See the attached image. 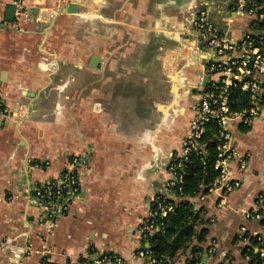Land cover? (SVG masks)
Returning <instances> with one entry per match:
<instances>
[{
	"label": "crops",
	"instance_id": "obj_1",
	"mask_svg": "<svg viewBox=\"0 0 264 264\" xmlns=\"http://www.w3.org/2000/svg\"><path fill=\"white\" fill-rule=\"evenodd\" d=\"M21 4L8 22L12 0H0V106L11 111L0 117V264L93 262L104 253L143 264L138 231L166 190L168 164L188 135L201 75L214 60L211 51L188 58L195 13L204 8L234 40L252 25L234 13L233 0ZM231 135L247 159L244 171L237 161L228 167L239 187L189 199L202 210L207 235L171 264L190 262L195 247L198 264H250L240 228L264 236V225L245 217L264 197V102L258 118L233 126ZM73 159L75 194L63 183ZM46 183L62 195L36 198Z\"/></svg>",
	"mask_w": 264,
	"mask_h": 264
},
{
	"label": "built area",
	"instance_id": "obj_2",
	"mask_svg": "<svg viewBox=\"0 0 264 264\" xmlns=\"http://www.w3.org/2000/svg\"><path fill=\"white\" fill-rule=\"evenodd\" d=\"M12 6L16 13L22 9L21 0H12ZM234 13L240 17L249 19L251 25L264 24V4L260 0H233ZM193 30L195 32V43L187 48L188 58L194 54H202L204 51H211L214 60L210 61L203 70L201 80L207 79L206 85L202 86L197 104L194 106V114L189 123L188 135L182 142V147L178 154L168 164V180L166 190L162 197H157L154 201L156 211H152L150 218L139 229L142 242L147 243V235L155 233L158 229L157 222L166 216L172 207L168 200H177V196L169 193V189L177 188L181 192L182 175L178 172L187 154L192 150L202 149L198 147L197 141L205 132L206 124L213 122L218 128V138L220 141L217 147V158L214 169L219 172L218 177L208 188V192L220 191L221 195H226L239 187V183L230 178L228 171L229 164L237 161L239 169L244 171L247 167V159L239 156L233 146L231 128L233 126L247 127L258 118L261 111V104L264 102V56L260 48L256 45L263 38L252 31H245L239 40H234L226 35H222L218 28L208 19L204 8H199L193 18ZM239 88L247 94L249 106L240 111L231 109L229 98L230 91ZM11 115V111L6 107L0 106V117L6 118ZM79 165L78 159L71 161V166L63 175L65 187L73 194L77 192L76 169ZM62 195V189L56 188L52 183H46L36 189L35 197L41 200H52ZM200 199L204 195H199ZM167 201V203H166ZM259 208L247 212L245 217L260 221L264 213V197L259 196ZM60 211L66 210V205L60 206ZM245 228H240V241L245 245L244 249L250 247V238H255L258 246H254L252 255H256L260 264H264V236L245 235ZM47 251L43 249L41 254ZM211 256L216 255V246L212 244L208 248ZM45 256V255H44ZM136 257L143 259V264H157L148 256L146 250H139ZM247 258V257H246ZM248 259V258H247ZM42 264H50L47 257L42 259ZM65 264H128L121 257L104 253L100 257L89 262L79 260ZM189 264V261L186 263ZM217 264L227 263L225 260Z\"/></svg>",
	"mask_w": 264,
	"mask_h": 264
},
{
	"label": "trees",
	"instance_id": "obj_3",
	"mask_svg": "<svg viewBox=\"0 0 264 264\" xmlns=\"http://www.w3.org/2000/svg\"><path fill=\"white\" fill-rule=\"evenodd\" d=\"M260 3L264 4V0H260ZM252 29L254 34L263 38L256 45L264 56V24L252 25ZM229 103L231 109L235 111L249 106L247 94L239 88L231 89ZM197 143L202 149L190 151L181 168L178 169L182 175L181 192H178L176 187L169 189V193L177 196L178 199L168 200L172 207L171 211L158 220L157 231L147 235L148 248L142 246L141 249L146 250L148 256L157 264H171L179 252L186 251L193 242L203 243L207 235V229L203 226L205 222L201 215L202 210L195 209L189 199L196 195L207 194L208 188L219 175L214 169L217 147L220 144L217 125L213 122L206 124L205 132ZM152 211H156L155 204ZM260 222L264 225V213ZM245 235L247 236V233ZM254 246H258V243L251 237L250 247L243 250V256L249 259L250 264H260L258 257L252 255ZM200 251L198 247L193 249L189 264H198Z\"/></svg>",
	"mask_w": 264,
	"mask_h": 264
},
{
	"label": "water",
	"instance_id": "obj_4",
	"mask_svg": "<svg viewBox=\"0 0 264 264\" xmlns=\"http://www.w3.org/2000/svg\"><path fill=\"white\" fill-rule=\"evenodd\" d=\"M15 7L14 6H9L7 9V16H6V21L11 22L14 20V14H15ZM207 82V79H203L202 86H205ZM145 248H148V245L145 246Z\"/></svg>",
	"mask_w": 264,
	"mask_h": 264
}]
</instances>
